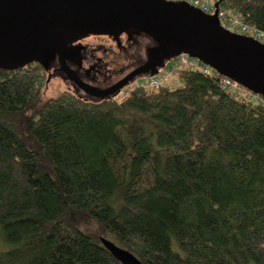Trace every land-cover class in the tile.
<instances>
[{
  "label": "trees",
  "instance_id": "16d2710c",
  "mask_svg": "<svg viewBox=\"0 0 264 264\" xmlns=\"http://www.w3.org/2000/svg\"><path fill=\"white\" fill-rule=\"evenodd\" d=\"M215 2L264 35V0ZM90 39L113 83L155 45ZM164 67L177 86L94 102L43 97L54 67L0 69V264H119L100 237L141 264H264V99Z\"/></svg>",
  "mask_w": 264,
  "mask_h": 264
},
{
  "label": "water",
  "instance_id": "95a60500",
  "mask_svg": "<svg viewBox=\"0 0 264 264\" xmlns=\"http://www.w3.org/2000/svg\"><path fill=\"white\" fill-rule=\"evenodd\" d=\"M212 6L207 15L179 0H0V69L13 71L30 63L45 72L57 67L74 94L94 102L114 98L138 78L154 77L183 54L264 99V44L223 28L218 2ZM122 35L127 41L144 36L155 45L112 87L89 84L77 70L81 40L104 36L119 49ZM99 242L119 264H141L112 241L100 237Z\"/></svg>",
  "mask_w": 264,
  "mask_h": 264
},
{
  "label": "built area",
  "instance_id": "2783aa9c",
  "mask_svg": "<svg viewBox=\"0 0 264 264\" xmlns=\"http://www.w3.org/2000/svg\"><path fill=\"white\" fill-rule=\"evenodd\" d=\"M169 1H177V0H169ZM179 1H185L186 3H189L194 8L200 10L202 13H205L207 15L212 14L213 12V6L212 3L205 2L203 0H179ZM218 21L220 25L227 29L230 32H234L236 34L251 37L254 40L259 41L260 43L264 44V35L262 32L257 31L256 29H253L251 26L246 24L242 21V19L236 14L227 12L225 10H218ZM171 67L174 68H183L187 70L195 69L198 70L200 73H203L204 75L213 78L214 76H217L219 80V85L222 89H226L231 92H237L239 95H243L246 99H252L255 101L260 100L258 97L255 96L252 93H250L247 89L245 90L241 86H239L236 82L234 83L228 78H222L220 77L214 70L211 68H208L204 64L200 63L198 60L193 58H188L187 56L181 54L176 59H173L170 61ZM162 74L160 73L158 77L154 76L151 78H148L146 82L140 83L141 86L149 87L152 89H157L160 85H162V82L165 80V77H162ZM163 80V81H162ZM135 83V82H134ZM130 84L126 86V88L123 89L122 95H126L129 88L133 86V84ZM139 84H135L137 87Z\"/></svg>",
  "mask_w": 264,
  "mask_h": 264
},
{
  "label": "flooded vegetation",
  "instance_id": "af4514ba",
  "mask_svg": "<svg viewBox=\"0 0 264 264\" xmlns=\"http://www.w3.org/2000/svg\"><path fill=\"white\" fill-rule=\"evenodd\" d=\"M80 44L83 47V49L81 50L82 51V56H81V60H80L81 63H80V66H78V68H77L80 76L83 77L84 79L90 80L89 84L94 85V86H96L102 90L108 89V88L112 87L113 85H115V83H113V81L111 79L105 78V75L107 74V72H101L102 68H101V66L98 65L99 62L97 60L94 61V63L92 65H89L88 62H86V60H87L86 57H87V55H89V51H87V48H86L87 44L84 43V40H81ZM55 74L58 77V80L61 81L62 85H64L70 91L75 92V89L72 88V85H70L67 81L62 80L61 77L63 75L57 69V67H56V73ZM122 92H123V90H121L119 93L122 95ZM77 95H79V94H77ZM80 95H82V94H80ZM83 97H84V95H83Z\"/></svg>",
  "mask_w": 264,
  "mask_h": 264
},
{
  "label": "rangeland",
  "instance_id": "374dc122",
  "mask_svg": "<svg viewBox=\"0 0 264 264\" xmlns=\"http://www.w3.org/2000/svg\"><path fill=\"white\" fill-rule=\"evenodd\" d=\"M205 1L209 2V3H214V0H205ZM93 41L94 40L90 39V37L84 39V42H88V43H91ZM160 71L162 73H165V74H162V77H165V80L164 81L162 80L163 81L162 84H169V82L173 83L172 84L173 86H177L179 84V80H177L175 71H171L170 68L168 69V68H165V67L160 69ZM46 86H47V88H46V91H45L44 96H43V97H46V98H50L52 96H55L59 91H61L62 89L65 88V86L62 85L61 81H59L57 77L52 78L51 80H49V82L47 83ZM0 239H1V230H0ZM2 246L3 245H1V243H0V250L2 249Z\"/></svg>",
  "mask_w": 264,
  "mask_h": 264
},
{
  "label": "bare ground",
  "instance_id": "6f19581e",
  "mask_svg": "<svg viewBox=\"0 0 264 264\" xmlns=\"http://www.w3.org/2000/svg\"><path fill=\"white\" fill-rule=\"evenodd\" d=\"M226 30H227V29H226ZM229 32H230V31H229ZM231 33H232V32H231ZM121 90H123V89H120L119 92H120ZM119 92L117 93V95H119ZM117 95H116V96H117ZM114 98H115V97H114Z\"/></svg>",
  "mask_w": 264,
  "mask_h": 264
}]
</instances>
